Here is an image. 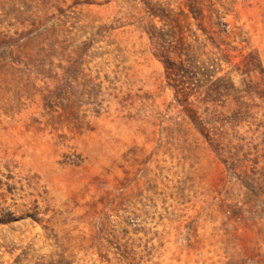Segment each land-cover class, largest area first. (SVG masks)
<instances>
[{"label": "rangeland", "instance_id": "1", "mask_svg": "<svg viewBox=\"0 0 264 264\" xmlns=\"http://www.w3.org/2000/svg\"><path fill=\"white\" fill-rule=\"evenodd\" d=\"M0 264H264V0H0Z\"/></svg>", "mask_w": 264, "mask_h": 264}, {"label": "trees", "instance_id": "2", "mask_svg": "<svg viewBox=\"0 0 264 264\" xmlns=\"http://www.w3.org/2000/svg\"><path fill=\"white\" fill-rule=\"evenodd\" d=\"M193 16L203 18L205 15L203 10H199ZM167 17H162L165 25L149 30L150 37L159 51L157 55L165 65L166 76L169 83L174 87L177 99L181 103H186L187 106L192 105V102H194L192 95L196 100L197 92H199L193 89V86L204 78L209 68L197 53L196 39L182 31L180 20L175 17L166 20ZM174 19L176 23L172 22ZM166 25H168V28H166Z\"/></svg>", "mask_w": 264, "mask_h": 264}]
</instances>
